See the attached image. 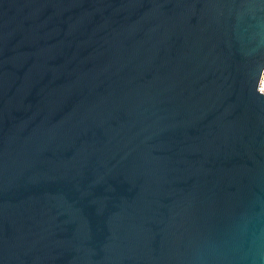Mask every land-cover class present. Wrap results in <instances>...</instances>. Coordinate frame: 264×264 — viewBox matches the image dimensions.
I'll return each instance as SVG.
<instances>
[{
	"label": "water",
	"instance_id": "1",
	"mask_svg": "<svg viewBox=\"0 0 264 264\" xmlns=\"http://www.w3.org/2000/svg\"><path fill=\"white\" fill-rule=\"evenodd\" d=\"M0 264H264V0H0Z\"/></svg>",
	"mask_w": 264,
	"mask_h": 264
}]
</instances>
